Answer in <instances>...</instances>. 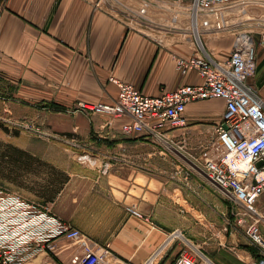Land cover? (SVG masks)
<instances>
[{
	"label": "crops",
	"instance_id": "0c3cea01",
	"mask_svg": "<svg viewBox=\"0 0 264 264\" xmlns=\"http://www.w3.org/2000/svg\"><path fill=\"white\" fill-rule=\"evenodd\" d=\"M131 23L115 9L113 0H0V118L13 126L28 118L34 127L44 128L41 150L36 141L19 145L68 173L49 205L80 228L105 260L144 264L154 257L156 264H172L192 243L205 254L197 264H221L218 256L212 257L194 240L195 229L207 222L194 224L193 217L210 206L209 194L205 198L203 189L201 193L193 188L206 177L202 170L185 160L178 162L180 184L148 175L147 150L158 143L155 136L127 133L123 118L85 105L117 98L119 87L111 76L130 81L151 96L201 82L195 70L181 73L175 55L209 53L223 60L233 39L212 37L204 48L190 36L162 42ZM169 34L183 35L175 29ZM254 83L264 98L261 46ZM224 109L222 99L190 102L185 112L190 128L167 134L212 140ZM76 153L89 162H80ZM192 190L201 195L202 204ZM132 205L144 216L131 214L127 208ZM185 219V224L176 223ZM62 253L51 258L70 264L71 252L66 260Z\"/></svg>",
	"mask_w": 264,
	"mask_h": 264
},
{
	"label": "built area",
	"instance_id": "2783aa9c",
	"mask_svg": "<svg viewBox=\"0 0 264 264\" xmlns=\"http://www.w3.org/2000/svg\"><path fill=\"white\" fill-rule=\"evenodd\" d=\"M249 3L264 5V0H191L192 22L196 16L200 24V12L209 11L204 17L207 25L216 29L236 28L231 52L223 60L209 53L175 55L181 73L187 75L195 70L201 82L181 84L151 96L134 83L111 76V81L119 87L117 98L113 102L88 103L89 108L88 104L85 107L123 118L122 128L127 133H149L163 139L165 128L185 126V112L190 102L224 100L222 118L215 125V139L197 167L211 183L251 214L253 221L248 235L262 246L264 253L260 224L264 222V98L253 81L258 68V46L264 49V28L240 27L246 21ZM239 6L242 14L236 15L235 8ZM130 11L144 15L149 9L142 2ZM262 13L256 25H264ZM195 40L204 48L199 39ZM127 210L144 216L136 205ZM70 248H73L71 264H117L102 258L94 250L91 239L50 206L32 202L0 185V264H24L41 253L48 260ZM202 256L205 254L199 248L187 243L172 264H197ZM156 263L151 257L144 264ZM260 264H264V259Z\"/></svg>",
	"mask_w": 264,
	"mask_h": 264
},
{
	"label": "rangeland",
	"instance_id": "374dc122",
	"mask_svg": "<svg viewBox=\"0 0 264 264\" xmlns=\"http://www.w3.org/2000/svg\"><path fill=\"white\" fill-rule=\"evenodd\" d=\"M140 1V3L145 2L149 10L151 6H154L156 8L155 12L150 10L144 15L134 14L130 11V8L139 7L137 1L113 0L115 9L132 22L131 24H137L138 27L147 31L148 34L159 41L165 42L174 38L181 39L190 36L199 39L201 45L202 42L205 45L212 37L231 36L232 39L234 38L235 27L216 29V27L207 25L204 17L209 11L200 12L199 31H196L193 27L195 16L192 22L189 13L191 0ZM260 7L261 9H259ZM235 9L236 15L242 14L240 6ZM246 9V21L244 20L245 22L240 27L247 29L264 28V25H256L259 16L263 15L264 5L249 3L246 5ZM196 22L198 23V20ZM174 29L182 31L183 35L172 37L169 32H174ZM197 34H200V36ZM89 105L91 104H88V108ZM22 120V125L13 126L12 123L0 118V185L32 202L50 206L49 200L58 194L69 175L61 167L34 155L31 152L32 150H29L30 148L20 147L21 145L27 146L28 142L36 141L40 143L38 147L41 150V141H43L41 135H44V128L34 127L28 118H22ZM9 123L12 127H9ZM191 123L188 125L186 123L183 127L165 128L163 139L155 137L158 143H154L152 146L148 145L145 164L148 175L161 176L163 181L171 179L176 184H180L177 173L178 166L176 165L178 162L185 160L187 164L197 167V164L204 161L206 158L204 152L215 138L202 142L191 140V138L186 140L183 136L184 133L174 136L167 134L168 131L174 129L190 128ZM75 156L78 160L80 159V162H89L83 158V154L76 153ZM202 178H199L197 182L199 186L193 185V188H195V191L200 192L203 189L205 198L209 194L207 200H209L210 206H207L204 214L201 212L195 213L193 217L194 224L199 222V225L202 226L203 223L200 220L207 222L204 228L195 229V242L202 243L204 249L209 250L212 257L218 256L222 261L221 264H260L261 260L264 259L262 246L255 243L248 235V227L253 221L251 214L240 202L225 194L219 187L211 183L207 177ZM194 190L191 191L192 194L196 196V201L202 204L201 195ZM49 195L52 196L51 199L48 198ZM190 218L191 215L188 219L190 220ZM176 223L185 224L187 222L185 219L178 220ZM260 224L264 234V222L260 221ZM72 249L63 251L60 256L64 258L72 252ZM53 259L45 260V258H41V260L38 259L28 264H55L56 262V264H60L56 258ZM66 259L67 257H65ZM68 261L70 263V259Z\"/></svg>",
	"mask_w": 264,
	"mask_h": 264
},
{
	"label": "bare ground",
	"instance_id": "6f19581e",
	"mask_svg": "<svg viewBox=\"0 0 264 264\" xmlns=\"http://www.w3.org/2000/svg\"><path fill=\"white\" fill-rule=\"evenodd\" d=\"M197 19V17L195 16V22H194V29L196 30V31H199V28H198V25H199V23H197L196 21L198 20H196ZM194 30V31H195ZM198 35V34H197ZM198 36H200V34L198 35ZM176 152V151H175ZM41 258H45V254L44 253H41V254H39L37 257H35V258H33L32 260H28V261H26L24 264H28V263H30V262H33V261H35V260H41ZM46 260V259H45Z\"/></svg>",
	"mask_w": 264,
	"mask_h": 264
},
{
	"label": "trees",
	"instance_id": "16d2710c",
	"mask_svg": "<svg viewBox=\"0 0 264 264\" xmlns=\"http://www.w3.org/2000/svg\"><path fill=\"white\" fill-rule=\"evenodd\" d=\"M0 125H1V123H0ZM48 198H49V199H51V198H52V196H50V195H49V196H48Z\"/></svg>",
	"mask_w": 264,
	"mask_h": 264
}]
</instances>
